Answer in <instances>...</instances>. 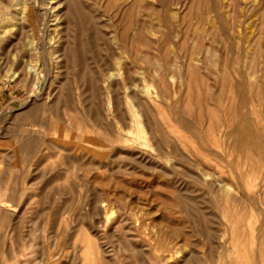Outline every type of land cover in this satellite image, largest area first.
<instances>
[{"label": "rangeland", "instance_id": "rangeland-1", "mask_svg": "<svg viewBox=\"0 0 264 264\" xmlns=\"http://www.w3.org/2000/svg\"><path fill=\"white\" fill-rule=\"evenodd\" d=\"M0 264H264V0H0Z\"/></svg>", "mask_w": 264, "mask_h": 264}]
</instances>
